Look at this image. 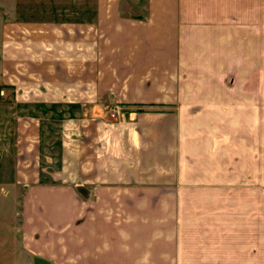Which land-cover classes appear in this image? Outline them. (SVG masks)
I'll return each mask as SVG.
<instances>
[{
    "label": "crops",
    "instance_id": "1",
    "mask_svg": "<svg viewBox=\"0 0 264 264\" xmlns=\"http://www.w3.org/2000/svg\"><path fill=\"white\" fill-rule=\"evenodd\" d=\"M94 12L4 45L44 94L123 109L76 119L59 174L25 179L22 248L51 264H264V0Z\"/></svg>",
    "mask_w": 264,
    "mask_h": 264
},
{
    "label": "rangeland",
    "instance_id": "2",
    "mask_svg": "<svg viewBox=\"0 0 264 264\" xmlns=\"http://www.w3.org/2000/svg\"><path fill=\"white\" fill-rule=\"evenodd\" d=\"M96 2L0 0V264H51L35 258L21 246L22 201L30 186L25 179L31 177L35 181L37 172L59 174L60 137L75 130L76 119L95 118V123H117L123 111L119 106L91 107L83 101V94L70 92L64 86L59 91L44 94L43 89L23 80L29 76L20 63L11 66L12 59H6L8 53L4 45L11 42L13 36L21 41L28 28H42L52 23L80 24L94 18ZM70 102L75 105L73 117L69 116ZM43 104L48 106L46 110ZM58 104L61 106H56ZM54 109L61 110V118L49 115ZM116 109L118 114L114 112ZM57 178L60 180V175Z\"/></svg>",
    "mask_w": 264,
    "mask_h": 264
},
{
    "label": "built area",
    "instance_id": "3",
    "mask_svg": "<svg viewBox=\"0 0 264 264\" xmlns=\"http://www.w3.org/2000/svg\"><path fill=\"white\" fill-rule=\"evenodd\" d=\"M114 112L118 114V109H116ZM111 116H114V114L111 113Z\"/></svg>",
    "mask_w": 264,
    "mask_h": 264
}]
</instances>
